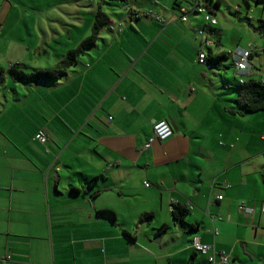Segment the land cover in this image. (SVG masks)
Wrapping results in <instances>:
<instances>
[{
    "label": "crops",
    "instance_id": "obj_1",
    "mask_svg": "<svg viewBox=\"0 0 264 264\" xmlns=\"http://www.w3.org/2000/svg\"><path fill=\"white\" fill-rule=\"evenodd\" d=\"M223 3L214 26L194 13L185 21L169 13L163 23L149 16L151 21L110 17L81 55L77 95L55 93L67 75L35 84L4 76L0 264H209L193 250L194 239L225 253L229 264H264V214L238 211L240 203L258 207L264 201V111L228 112L231 86L220 71L232 68L233 79L240 77L233 53L251 43L222 45L216 13ZM255 3L257 18L264 20V0ZM12 7L7 0L0 4V39L7 37ZM14 27V49L21 55L8 68H29L25 57H31V68L49 69L52 61L42 54L53 51L55 66L70 51L65 47L59 55L48 39L38 45L36 30L26 23L27 36ZM256 35L248 76L262 78L264 36ZM202 51L230 55L211 73L213 67L198 63ZM77 69L68 73L79 74ZM80 97L78 130L68 105ZM158 120L167 121L173 134L144 148ZM40 130L43 144L34 139ZM75 174L81 176L80 189ZM71 188L79 193L72 195ZM173 205L187 208L183 224L173 221ZM163 225L166 230L159 231Z\"/></svg>",
    "mask_w": 264,
    "mask_h": 264
},
{
    "label": "rangeland",
    "instance_id": "obj_2",
    "mask_svg": "<svg viewBox=\"0 0 264 264\" xmlns=\"http://www.w3.org/2000/svg\"><path fill=\"white\" fill-rule=\"evenodd\" d=\"M13 7L7 27V37L0 39V67L8 68V63H17L15 59L20 57L15 47L16 35H15V25L22 28L24 34L27 36L25 23L29 26L28 29L34 28L40 39V44L44 46L46 39L50 40L51 45L54 49H58L59 55L63 54L65 47L73 50L77 45L86 39L90 32L92 23L94 20V15L97 9H100L108 17H113L114 20L120 19L121 15L129 14L128 10L133 11L138 14L141 20L151 21L146 14L153 13L150 12L154 10L156 15H160L161 18H166V15L173 14L174 18L180 21V13L177 7H175L174 2L178 0H127L125 3L122 2H109L106 0H7ZM223 3L216 13V19L218 21V28L222 31V45L224 47H229V45L245 44L250 42L252 45L257 44L258 37H256L257 24H259L256 16V8L260 7L256 5L255 0H246L248 6L245 4L244 0H223ZM2 0H0L1 4ZM239 7V11L236 12L234 7ZM173 11V13H172ZM135 22V20H133ZM205 22V21H203ZM207 25V24H206ZM253 26V27H252ZM207 27V26H206ZM132 32L134 28L130 25L127 26ZM102 30V29H101ZM129 31V32H131ZM101 32V31H100ZM100 34V33H99ZM194 36V35H193ZM216 36V35H215ZM220 36V35H219ZM31 37V36H30ZM9 39V40H6ZM53 39V40H52ZM255 39V40H253ZM35 41V39H33ZM56 41V42H53ZM63 42V43H62ZM193 43V41L191 42ZM189 43V46L191 45ZM28 45H32L28 42ZM194 47V43L192 44ZM189 50L196 55V50ZM62 50V52H60ZM56 52V51H55ZM26 53V52H25ZM48 55L42 54L41 59L49 63L50 60L52 64L48 66L49 69L54 67V53L48 51ZM25 63H27L29 68L25 69V72L29 73L36 67V60L31 57H25ZM48 65V64H47ZM27 66V65H26ZM47 68L46 66H41ZM198 69L201 68L197 65ZM76 68L79 74L70 71L67 72V81L62 83H67L61 85L58 90L55 91L56 94L69 93L77 95V90L81 89V56L78 57V62ZM216 69L212 68L211 73H215ZM232 68H229L227 72L220 71V74L224 76L230 83L232 93L230 94L231 100H236L237 93L233 91L232 85H235L239 77L233 79ZM7 84V88H9ZM235 92V93H233ZM58 101V100H57ZM55 105L58 106L57 102ZM70 111L68 112L70 117H72L71 125L78 130H81V123L77 121L78 117H81V97L79 99L73 100L68 105ZM11 112H9L10 114ZM64 113H66L64 111ZM65 119L64 115H61ZM54 142L57 144V140L54 138ZM77 145V144H76ZM61 147V146H60ZM74 147V146H73ZM74 179L77 180L75 184L81 188V184L78 180H81V176L78 174L74 175ZM77 236V235H74ZM78 237V236H77ZM76 239V238H75ZM81 241V240H80ZM81 246V244H80ZM77 247L71 244V249ZM101 251H104L103 249Z\"/></svg>",
    "mask_w": 264,
    "mask_h": 264
},
{
    "label": "trees",
    "instance_id": "obj_3",
    "mask_svg": "<svg viewBox=\"0 0 264 264\" xmlns=\"http://www.w3.org/2000/svg\"><path fill=\"white\" fill-rule=\"evenodd\" d=\"M106 1L125 3L127 0ZM195 1L196 0H178L174 2V5L180 11V6L182 5V3L184 4V6H188L194 3ZM201 2L204 6H206L209 14H211L212 16L215 15V10L220 5V0H202ZM132 14L133 12L131 11L129 13L130 18H132ZM107 22V15L103 13L100 9H97L94 15V20L89 36L83 41H81L75 49L68 51V53L64 57H62L56 62L53 68L34 69L27 73L25 72V68L23 65L11 64L6 72L0 69V81L4 78L5 75L9 77L12 83H51L60 78H63L72 67L77 65L78 57L84 54L88 49H90L94 45L95 40L97 39L101 29L107 24ZM258 22L259 24L255 31L260 35L264 36V20L259 19ZM205 23L210 26L208 22ZM229 55L225 53H220L219 55L214 56L209 51L207 54V62L210 64L211 67L220 70L222 69L221 67L223 66V63L228 59ZM250 57L251 55L249 56V59ZM240 79H243L242 83L239 82ZM232 89L237 93V98L236 100L232 101L233 105L230 107V109H228V112L230 114L244 116L264 111V82L261 81V78H253L248 75H240L237 83L232 86ZM93 182L94 180H91L89 182V186ZM70 193L72 195H76L79 193V190L76 188H71ZM102 213L110 212L107 210H103ZM187 214L188 210L186 207L182 205L172 206L171 216L175 223L183 224ZM141 218L149 220L151 218V215L144 214ZM166 228L167 226L163 225L159 229V231H165Z\"/></svg>",
    "mask_w": 264,
    "mask_h": 264
},
{
    "label": "built area",
    "instance_id": "obj_4",
    "mask_svg": "<svg viewBox=\"0 0 264 264\" xmlns=\"http://www.w3.org/2000/svg\"><path fill=\"white\" fill-rule=\"evenodd\" d=\"M201 1L202 0H196L191 5L181 7L179 11L180 20L185 21L190 14L194 13L201 15L204 18V21L208 22L210 26H214L216 24V20L214 16L209 14L206 6H204ZM234 9L237 10V7H234ZM146 16L152 17L158 23L164 22V20L161 18L160 15L148 13L146 14ZM137 17H138L137 14H132V18H137ZM109 28L112 29V27ZM199 33L200 35H202V38L205 39V35L203 34V32L199 31ZM204 43L205 46L207 47L211 44L209 40H205ZM254 49H255L254 45L248 44L247 49H237L233 53L234 55V58L232 60L233 65L235 67L236 72L241 76L249 75L248 73L250 69L249 56L252 54V51ZM198 63L203 65L207 69L211 68L210 64L207 62V54L205 51H202L198 54ZM261 81L264 82V77L261 78ZM239 82L242 83L243 79H240ZM172 134L173 131L170 125L167 123V121L165 120L155 121L152 126V136L151 138H149V140L143 147L148 148L151 145V143L155 140L166 141L172 136ZM34 139L43 144L46 141V136L44 132L40 130L36 133ZM143 184L145 187L149 186L148 182H144ZM221 198H222L221 196L217 197L218 200H221ZM256 210H258L261 214H264V201H262L258 207L246 206L244 203H240L238 205V211L245 215H251ZM191 246L196 253L206 256L209 264H229L228 256L223 252L216 251L214 247L211 245L202 244L198 240L194 239L191 242Z\"/></svg>",
    "mask_w": 264,
    "mask_h": 264
}]
</instances>
